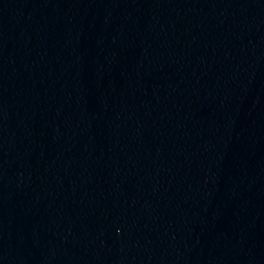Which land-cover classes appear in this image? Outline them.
I'll list each match as a JSON object with an SVG mask.
<instances>
[{"label": "water", "instance_id": "obj_1", "mask_svg": "<svg viewBox=\"0 0 264 264\" xmlns=\"http://www.w3.org/2000/svg\"><path fill=\"white\" fill-rule=\"evenodd\" d=\"M0 264H264V0H0Z\"/></svg>", "mask_w": 264, "mask_h": 264}]
</instances>
